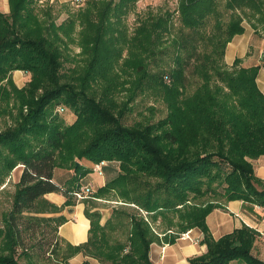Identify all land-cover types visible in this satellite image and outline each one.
Returning <instances> with one entry per match:
<instances>
[{"label":"trees","instance_id":"16d2710c","mask_svg":"<svg viewBox=\"0 0 264 264\" xmlns=\"http://www.w3.org/2000/svg\"><path fill=\"white\" fill-rule=\"evenodd\" d=\"M138 1L112 0L103 10L94 12L91 7L84 12L80 46L92 59L80 88L62 82L59 71L63 56L56 31L69 38L74 19L60 26L49 21L46 26L37 12L38 0H9L10 12L0 11V116L16 119L14 127L0 130V192L11 173L22 166L12 209L5 229H0L6 252L0 254V264H19L21 222L32 227L44 221L54 233L52 247L59 253L57 232L67 220L39 216L60 210L43 198L61 193L68 199L66 206H76L71 184L81 185L93 173L82 165L84 161L119 163L121 172L93 199L117 196L146 212L151 225L142 214L131 215L125 224L121 212L115 211L102 225V214L86 209L90 238L75 248L76 253L84 252L101 264H156L150 252L159 234L152 223L162 217L168 230L176 228L167 243L189 230L203 233L207 252L191 258L189 264H264L252 253L259 235L255 229L244 225L216 240L207 224V217L215 209H226L229 202L264 208V181L254 167L264 156V93L257 84L261 66L243 67L241 59L231 68L225 63L228 44L245 33V16L264 25V0H227L224 12L218 0H181V28L168 47L171 64L153 75L148 60L166 53L163 39L172 34L174 13L150 15L128 39L120 25ZM225 12H231L228 22L223 20ZM45 16H50L48 10ZM212 19L215 26L209 30ZM256 24L252 25L257 28ZM122 45L129 49L123 71L135 75L132 95L152 89L167 104L168 116L158 124L125 127L114 114L117 107L112 100L108 109L99 104L107 103L108 94L119 86L125 90L128 83L119 84L121 75H112L122 58ZM16 71L31 75L23 88L13 80ZM92 76L106 82L100 101L87 94ZM191 78L200 85L188 94ZM61 106L75 114L73 124L59 116ZM108 167L102 170L107 172ZM58 169L75 172L68 187L56 180ZM150 179L157 182L151 184ZM207 197L213 199L204 202ZM113 220L120 228L110 227ZM116 229L126 231V242H110L108 232Z\"/></svg>","mask_w":264,"mask_h":264},{"label":"rangeland","instance_id":"374dc122","mask_svg":"<svg viewBox=\"0 0 264 264\" xmlns=\"http://www.w3.org/2000/svg\"><path fill=\"white\" fill-rule=\"evenodd\" d=\"M110 1L112 0H86L84 4L77 6L73 3V0H38L37 12L40 19L45 22L46 26L50 24L49 21L54 22L56 26H60L63 23L67 24L70 19L75 20L76 24L69 38L66 37V35L62 31H56V34L60 38V41L57 42V46L61 50L63 56V66L60 68L59 71L60 73H62V82L67 83V85H73L77 88H80L82 86L83 79L87 70L90 69V62L92 57L84 55L80 46V41L82 40L81 31L83 30V27H81L80 25L84 12L91 7L94 12H96V9L97 11L103 10L106 4ZM113 1L116 2L117 0ZM218 2L220 5V9L224 12L226 5L225 3L227 2V0H218ZM180 3L181 0H139L135 4V6L130 10L129 14L125 17V19H123L120 25L125 30L128 39H130L134 36L135 30L140 26V22L142 20L147 19L150 15L156 16L159 14H166L167 12L174 13L172 34L166 35L163 39L166 42L164 46V48H166V53L162 51L163 53L161 52V54L159 55H154L148 60V72L150 75H153L160 69H167L168 65L171 64V49L168 50V47L170 46V40H172V38L177 35V32L181 28L179 13ZM5 10L8 11L6 12ZM47 10L50 12L49 17L45 16V12ZM0 11L5 14H8L10 12L9 0H0ZM229 14H231V12L224 13V22L229 21ZM238 14L241 15L240 11L238 12ZM256 23L257 19H254L253 22H250L249 18L247 19L246 16L244 17L243 26L245 30L249 33H253V38H256V41H259V39L264 38V25L262 26ZM252 24H256L257 28L254 27V25ZM214 26L215 20L212 19L209 24V30H212ZM115 36H120V34L115 33ZM121 48L123 49L122 58L119 59L118 62L114 65L112 75H121L118 81L119 84L124 82L128 83L126 84L125 90L121 86H119L108 94L107 103L100 102L99 104H101V106H103L104 108L108 109L107 107L110 106L108 102H111L112 100L117 107L116 109H114V114L118 117V119H120L121 124L125 127L143 128L149 124H158L168 116L167 104L164 102L161 94L154 92L152 89L145 91L144 94H142L141 90H136V95H132L130 90L133 88L131 81H134L135 75H131L133 71H127L128 73H124V71L126 72V70H124V61L129 58L128 45H122ZM256 56H258V54H256ZM258 58L259 57H256L255 62L258 61ZM242 63L243 66L247 67L250 62H248V60L246 62L242 60ZM226 65L229 68L233 66V64L228 65L227 63ZM20 72H22L24 75H22V73H18L15 79L13 76V80L16 83L17 87L19 85L23 88L28 84V82H30L31 75L23 71ZM92 77L95 80L92 79ZM92 77H90V90L89 92H87V94L88 96L94 97L96 100L100 101L99 99L102 98L104 94L103 91H105L106 82H104L105 80H99L97 76ZM191 82L193 83V85L190 84L188 86V94H192L193 91H195L196 88L200 85V82H198L197 84L195 83V79L192 78ZM63 108L64 106H61V109ZM121 112L122 114L120 115ZM59 114V116L64 119L67 125H71L76 121L75 114L69 109H67L66 112L63 111ZM15 125V117L13 118L10 115L2 117L0 116V130H5L11 126L14 127ZM81 163L87 168H91L93 170L92 174L94 176L92 178L100 177L102 183H99L100 181L94 180V183H91L92 185H86L84 182L81 185L78 184L77 186L71 184L73 191H77V188L79 187L82 188L85 186H90L91 188V191L86 194L87 197L85 199L81 201L75 200L77 203L81 202V204H85L86 209L90 211L93 208H99L107 218V221L113 216V212L115 211L118 213L121 212V220L122 222H125V224L129 222V217L131 215L142 214L144 218H149V222L151 225L150 216H148L146 212L139 210L138 207L134 206L133 204H124L123 202H121L120 199H118L117 196L108 195L102 197L103 199L101 202L93 199L98 196V191L106 185H102L103 180H107V183L109 182V180H111L113 177L117 176L121 172L119 168V163H110L108 161H102L100 164L97 165H93L86 161ZM103 163L105 165H109V172L102 170L101 173H98L96 170L98 169V166H101ZM66 172L67 171L65 169H58L56 171L58 176H64L65 178H67V175H65ZM72 173L75 174V172L73 171L71 172V174ZM19 175L20 172L14 173L13 171L6 180L7 182H5V185L2 187V190L0 192L1 230L5 229V218L12 209V195L14 194L17 182L19 181ZM156 182V179H150L151 184H155ZM211 199L213 198L207 197L203 201L206 202ZM222 202L226 203L224 201ZM120 226V224H117V222L113 220V224L110 227L120 228ZM21 231L22 237L20 239V246L17 247L16 251V258L18 259L19 264H59L63 257L65 258L67 255H70L68 249L66 251H59V253L55 252L56 248L52 247V245L54 244V233L51 227L48 226L44 221H38L37 223H34L32 227L30 226V224L21 222ZM108 236L111 243H115L117 241L126 242L127 239L126 231L124 232V230L122 231L116 229L115 232H108ZM192 236L195 239L200 238L201 242H199L198 244L191 241L186 242H189L193 245H200L202 243V240L204 238L203 234L200 236H195V232L193 231ZM4 253L6 252L3 246V240L0 239V254ZM252 253L255 254L254 251H252ZM260 260L264 261V256H261Z\"/></svg>","mask_w":264,"mask_h":264},{"label":"crops","instance_id":"0c3cea01","mask_svg":"<svg viewBox=\"0 0 264 264\" xmlns=\"http://www.w3.org/2000/svg\"><path fill=\"white\" fill-rule=\"evenodd\" d=\"M6 12L8 10H5ZM253 33H249L245 30L243 35H238L233 38V40L228 44L225 54V62L228 65L234 64L236 59H241L243 61L250 62L248 67L252 66H261L258 77L257 84L259 89L264 93V64L261 61V55L264 53V38L256 41V38H253ZM258 54V56H256ZM256 57L258 61L255 62ZM254 59V60H253ZM243 64V63H242ZM243 66V65H242ZM246 67V66H243ZM20 71L13 73L14 79L17 77ZM22 75H24L22 73ZM23 77V76H22ZM19 88H22L18 85ZM255 174L256 176L264 181V156L254 162ZM22 166H19L14 173L20 172L18 179L22 175ZM67 178L64 176H58L56 173V180L62 184L64 187H68V180L71 179L74 174H71V171L66 170ZM109 172V171H107ZM15 175V174H14ZM94 175L91 174L85 180L87 183L92 185L95 181H100V177L92 178ZM107 180H103V184H106ZM44 200L50 202L52 205L56 206L60 210L54 214H45L39 216L59 218L65 217L66 222L58 228L57 238L59 240L60 251H66L70 255L60 261L59 264H101L96 259L88 256L84 252L76 253L74 250L76 247L85 244L89 241L90 238V228L91 222L85 216L86 206L77 203L76 206H66L67 198L61 193H50L44 196ZM96 201L101 202L102 199H95ZM226 209H216L207 217L208 227L214 237L218 240L223 236L232 233L235 229H240L244 225L255 229L258 232V237L255 242L253 254L255 257L264 256V209L258 206H250L243 201H233L225 205ZM99 211L102 214L101 224L104 225L107 221V218L102 213L99 208H93L91 212ZM154 230L158 235V239L151 245L150 257L152 261L156 264H189L191 258L201 256L207 252V246L201 243L200 245H193L189 242L179 240L177 238L174 243H167L171 240L172 235L170 232L173 230L176 231V228L170 229L162 217H159L155 222L152 223ZM195 236H200L203 233L194 229ZM169 232V233H168ZM168 234L167 236H165ZM166 246L165 257L161 259V250L162 247ZM263 261V260H262ZM232 264H243L238 262H233Z\"/></svg>","mask_w":264,"mask_h":264},{"label":"built area","instance_id":"2783aa9c","mask_svg":"<svg viewBox=\"0 0 264 264\" xmlns=\"http://www.w3.org/2000/svg\"><path fill=\"white\" fill-rule=\"evenodd\" d=\"M86 2V0H73V3L77 6H80L82 4H84ZM64 109H61V107H59L57 109V112L58 113H61L63 112ZM106 166L104 163L101 165V166H98V169L96 170L98 173H101L102 171V168ZM91 191V188L90 186H85V187H82L79 191H76L74 193V197L76 198L77 201H81L83 199H85L87 196L86 194L89 193ZM193 234V230H189L185 233H182L180 236H179V240H182V241H191V242H194L196 244H198L199 242H201V239L200 238H193L192 236ZM165 251H166V247L164 246L161 250V259H163L165 257Z\"/></svg>","mask_w":264,"mask_h":264},{"label":"water","instance_id":"95a60500","mask_svg":"<svg viewBox=\"0 0 264 264\" xmlns=\"http://www.w3.org/2000/svg\"><path fill=\"white\" fill-rule=\"evenodd\" d=\"M261 61H264V53L261 55Z\"/></svg>","mask_w":264,"mask_h":264}]
</instances>
